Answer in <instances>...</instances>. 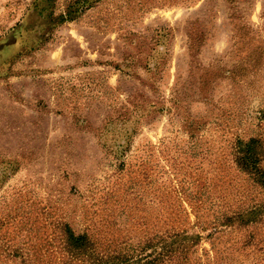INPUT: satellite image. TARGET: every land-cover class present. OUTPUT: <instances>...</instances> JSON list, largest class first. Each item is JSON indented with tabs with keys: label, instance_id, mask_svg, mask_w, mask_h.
Masks as SVG:
<instances>
[{
	"label": "rangeland",
	"instance_id": "1",
	"mask_svg": "<svg viewBox=\"0 0 264 264\" xmlns=\"http://www.w3.org/2000/svg\"><path fill=\"white\" fill-rule=\"evenodd\" d=\"M74 1L0 0V264H64L65 222L111 244L195 231L192 261L264 264L263 226L207 236L264 201L232 160L237 137L264 142V0L51 20Z\"/></svg>",
	"mask_w": 264,
	"mask_h": 264
},
{
	"label": "trees",
	"instance_id": "2",
	"mask_svg": "<svg viewBox=\"0 0 264 264\" xmlns=\"http://www.w3.org/2000/svg\"><path fill=\"white\" fill-rule=\"evenodd\" d=\"M86 2L75 0L69 3L65 12L51 20L60 24L74 19V14L83 10ZM232 160L242 173L264 191V142L260 137H237ZM214 218L215 223L207 236L217 231L218 226L233 227L237 224L264 227V201L254 202L237 212L236 208L222 210ZM61 231L64 264H200L190 259L192 249L202 239L200 233L195 231L165 228L141 241L118 244L104 243L88 231L75 232L66 222L62 224Z\"/></svg>",
	"mask_w": 264,
	"mask_h": 264
}]
</instances>
